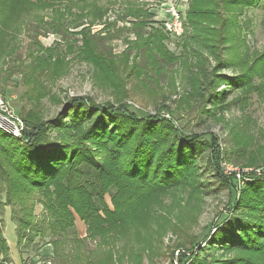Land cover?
<instances>
[{"label": "trees", "instance_id": "1", "mask_svg": "<svg viewBox=\"0 0 264 264\" xmlns=\"http://www.w3.org/2000/svg\"><path fill=\"white\" fill-rule=\"evenodd\" d=\"M261 1L264 2L189 0L185 21L190 31L186 39L198 46L201 54L207 51L214 65L209 68L200 55L194 69H190L192 76L187 78L197 83L214 117L215 111L227 108L231 88L249 85L253 73L264 72V55L256 54L253 63L240 74L223 73L234 63L239 64L235 43L243 30L240 16ZM109 11V7L98 5L95 0H0V43L3 37L11 39L13 32H21L20 25L28 17L27 21H34L32 30L40 35L64 36L81 28L77 32V40L81 41L77 56L93 66L96 79L112 80L116 85L120 72L97 45L99 35L92 33L90 27L105 24L102 21L126 19L143 25L151 15L145 3L137 1L129 2L112 20L107 18ZM87 21L89 28L84 26ZM108 25L111 23H106L105 28ZM154 33H149L148 38H157L151 41L155 54L170 59L162 47L164 34L157 30ZM39 51L45 55L44 59L38 56L42 60L39 64L49 63L58 55L51 47L40 46ZM12 52L9 48L6 55L11 56ZM224 52L231 59L223 57ZM39 88L28 101L38 103L46 96L44 87ZM124 98L116 96L114 101L97 103L90 96H73L49 119L29 112L21 115L26 128L19 137L0 128V181L5 185L8 204L18 205L23 211L17 219L19 229L37 235L39 230L35 229L46 223L49 232L59 234L74 224L75 213L87 224L90 235H98L104 243L108 236H117L138 220L140 212L159 204L170 190L189 187V192H199L198 178L203 174L200 168L205 166L212 167L219 184L227 188L232 206L227 209L228 217L213 223L214 233L193 243L197 246L208 238L200 253L195 255L184 249L178 263L264 264V161L244 164L254 166L242 172L243 178L249 176L252 181L239 185L233 177L221 174L220 151L213 133L204 138L181 131L169 109L165 111L169 118L136 114L129 110ZM112 188L116 191H110ZM111 192L112 208L105 201ZM34 194L42 197L45 216L41 223L32 222ZM21 239L24 238L19 237L17 244ZM8 249L0 231V253L5 257ZM218 250L242 255L229 259L212 257V252Z\"/></svg>", "mask_w": 264, "mask_h": 264}, {"label": "rangeland", "instance_id": "2", "mask_svg": "<svg viewBox=\"0 0 264 264\" xmlns=\"http://www.w3.org/2000/svg\"><path fill=\"white\" fill-rule=\"evenodd\" d=\"M95 1L110 8L108 20L134 1L145 3L151 15L150 21L143 25H134L126 19L102 21L105 24L90 27L92 33L99 35L97 45L120 72V81L113 85L112 80L96 79L93 66L77 56L81 45L77 32L81 28L72 29V33L64 36L40 35L32 30L34 21H27L28 17L20 25L21 32H13L11 39L3 37L0 43V96L7 109L22 121L21 115L26 112L49 119L61 111L69 97L90 96L102 103L125 96L123 101L131 112L169 118L165 112L169 109L181 131L204 138L213 133L220 151L221 174L233 177L239 185L252 181L249 176L243 178L242 172L254 168L244 164L252 160L264 161V72L253 73L249 85L231 88L227 108L215 111L214 117L211 106L202 99L197 83L187 78L200 55L209 68L214 65L207 51L203 50L202 56L199 47L186 39L190 31L185 21L189 0ZM173 8L182 18V32L176 35L167 31L164 25ZM239 21L243 25L241 39L235 43L239 64L236 62L223 71L229 76L246 70L256 54L264 55V2L246 9ZM106 23L111 25L105 28ZM84 26L89 28L88 21ZM155 30L164 34L162 47L170 59H161L155 54L151 41L157 38H148ZM40 46L51 47L58 55L49 63L39 64L42 60L38 56L45 58L39 51ZM9 48L13 49L11 56L6 55ZM225 55L231 59L226 52L223 57ZM39 85L46 90V96L38 103L28 101L34 90L40 89ZM200 170L203 174L198 178L201 181L199 192L191 193L189 187L170 190L161 197L159 204L140 212L138 220L117 236H108L104 243L98 235H90L87 224L75 213L74 224L59 234L49 232L46 223L35 229L39 230L37 235L19 229L17 219L23 211L21 213L18 205L8 204L5 185L0 181V231L7 245V240L13 245L11 236L16 243L19 237L24 238L16 246L22 264H180L177 258L184 249L192 250L195 255L200 253L208 238L197 246L193 243L214 233L213 223L228 217L227 209L232 206L229 191L219 184L213 168L202 166ZM110 191L115 192L116 188ZM113 192L105 196L106 204L111 208ZM41 199L39 194L33 195V223H41L45 216ZM212 254L218 259L242 255L237 251L220 250ZM9 255V249L6 258L3 252L0 253V264H13ZM186 255L191 256L190 252Z\"/></svg>", "mask_w": 264, "mask_h": 264}, {"label": "built area", "instance_id": "3", "mask_svg": "<svg viewBox=\"0 0 264 264\" xmlns=\"http://www.w3.org/2000/svg\"><path fill=\"white\" fill-rule=\"evenodd\" d=\"M182 18L180 12L173 8L169 12V18L164 22L165 28L172 34H180L182 32ZM0 127L10 132L13 136L19 137L25 129L22 120L18 119L11 113L0 96Z\"/></svg>", "mask_w": 264, "mask_h": 264}, {"label": "crops", "instance_id": "4", "mask_svg": "<svg viewBox=\"0 0 264 264\" xmlns=\"http://www.w3.org/2000/svg\"><path fill=\"white\" fill-rule=\"evenodd\" d=\"M12 239L13 245H11V241H8V246H9V253H10V258L13 260V264H22L20 261V255H19V249L16 247V239H14L12 236L10 237Z\"/></svg>", "mask_w": 264, "mask_h": 264}]
</instances>
